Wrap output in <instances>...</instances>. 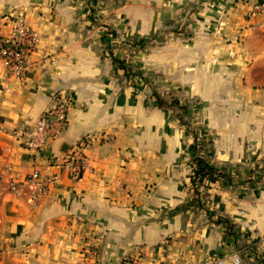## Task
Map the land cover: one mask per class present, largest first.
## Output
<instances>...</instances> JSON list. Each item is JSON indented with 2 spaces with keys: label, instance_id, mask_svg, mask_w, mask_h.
<instances>
[{
  "label": "crops",
  "instance_id": "1",
  "mask_svg": "<svg viewBox=\"0 0 264 264\" xmlns=\"http://www.w3.org/2000/svg\"><path fill=\"white\" fill-rule=\"evenodd\" d=\"M251 1L0 0V34L19 16L39 36L25 74L0 61V264H185L228 253L223 224L182 209L193 196L194 136L151 86L196 100L188 119L200 154L232 179L205 204L264 250V174L241 184L264 163V15L250 13ZM59 90L73 95L68 126L28 149L11 131L33 128ZM84 139L82 180L64 170L41 197L10 189L35 169L54 172L50 159Z\"/></svg>",
  "mask_w": 264,
  "mask_h": 264
},
{
  "label": "built area",
  "instance_id": "2",
  "mask_svg": "<svg viewBox=\"0 0 264 264\" xmlns=\"http://www.w3.org/2000/svg\"><path fill=\"white\" fill-rule=\"evenodd\" d=\"M250 13L264 15V0H252ZM39 43L38 33L24 19L15 16L11 31L0 34V61L4 62L9 72L23 75L29 69L28 56ZM73 95L59 90L52 97L50 105L42 112L33 128L15 127L11 132L21 143L32 150L42 149L49 141L57 138L69 124V110L73 104ZM87 139L79 142L66 152L50 159L54 172L46 173L35 169L24 182L13 181L10 189L17 191L21 184L27 186L33 196L41 197L58 180V172L69 171L75 181L84 177L89 167V158L84 153Z\"/></svg>",
  "mask_w": 264,
  "mask_h": 264
},
{
  "label": "rangeland",
  "instance_id": "3",
  "mask_svg": "<svg viewBox=\"0 0 264 264\" xmlns=\"http://www.w3.org/2000/svg\"><path fill=\"white\" fill-rule=\"evenodd\" d=\"M92 13H95L94 10H92ZM173 31L175 32V34H183V35H188L190 33V31L188 29L185 28V25H181V26H177L175 25L174 28H172ZM167 32H162L161 34H156L152 40V42H155L154 47H156V45H159V43H161L162 39L164 38V36L166 35ZM150 41V40H149ZM136 42L138 44H140L141 39L136 40ZM157 42V44H156ZM105 43L107 46H109V41L108 39L105 40ZM130 46V44L125 45ZM152 46V45H149ZM129 53H131V51H129ZM114 62H115V57H114ZM118 67H120L118 65ZM121 68V74H123V76H126L127 78L129 77H136V76H140L142 74V72L140 71H136V69H134L135 67L130 66V65H126L125 67H120ZM145 70V69H144ZM140 74H139V73ZM141 77H143V83H145V85L148 86L150 85V81L147 80L148 76H145V74H142ZM151 97L154 98L156 100V97L154 95V92H157L158 94H160L161 96H164L165 98H178L180 100L181 103H188L191 107L192 104H194L196 102V100L189 98V97H185V96H180L179 93L177 92H173V91H169L168 93H164L163 91H160L159 88H156L155 86H151V89L149 88ZM157 103V100H156ZM170 109H172L171 111L174 113L176 112V117L177 119L180 121V111L178 110V108L175 107H168ZM189 113V112H188ZM188 113H185L184 117L188 116ZM181 122V121H180ZM188 130L193 134L194 131V127L193 124L191 123V121L188 119ZM194 136V134H193ZM194 145V144H193ZM205 148V147H204ZM200 149L199 153H201L203 151V149ZM198 152V150H197ZM196 155V150L194 149V146L192 148V161L194 163V156ZM254 166V165H253ZM222 169H224L225 171H227V169L223 166H218ZM254 174H256L254 176V174H252V176L248 179H245L244 181H242L241 184L243 183H248V182H252V183H256L259 180H261V176L264 174V163H262V166H257L255 169H253ZM225 182H230V181H225ZM206 184L208 185L209 182L206 181ZM151 188H145V191L149 192ZM214 191V190H213ZM212 188L209 189L208 191V196H210V193L213 192ZM202 202H206V198L202 197ZM183 208H187V209H191V210H203L207 213V215L209 216V219L214 222V223H220L223 224L225 226V233L228 239H233L234 241H232V243L230 244L231 246L228 249V253L224 255V253H222L223 255L218 256V258L214 259V260H198L196 259H189L185 261V264H221L222 262H230L233 264H264V250L262 249L263 245L260 246V243H258V240L254 239L253 237V232L252 235L251 233L249 235H246V233L244 231H242L243 229L240 228L238 225H235L233 222L229 221V219H227V217L221 216L219 214L215 215L213 214V212L211 213V207L207 206V204H183L182 209ZM222 218L221 222H218L217 220ZM242 229V230H240ZM247 231V230H246ZM250 232V231H249ZM252 237V238H251ZM261 247V248H260ZM227 249H225L226 251Z\"/></svg>",
  "mask_w": 264,
  "mask_h": 264
},
{
  "label": "trees",
  "instance_id": "4",
  "mask_svg": "<svg viewBox=\"0 0 264 264\" xmlns=\"http://www.w3.org/2000/svg\"><path fill=\"white\" fill-rule=\"evenodd\" d=\"M249 39V38H248ZM261 41L264 45V36L261 37ZM264 48V47H263ZM262 49V48H261ZM260 50V49H259ZM259 50H256L255 48H250V53L255 51V54H258ZM253 55V56H254ZM262 61L264 62V58H262ZM115 62L118 63L120 67H125L124 60L121 58H115ZM154 95L157 100V105L159 107H175L178 108L180 111V121L182 125H188V116L184 117L185 113H188L190 110V105L188 103L184 104L181 103L178 98H165L164 96H161L157 92H154ZM188 127V126H187ZM194 134V149L196 150V155L194 156V172L191 176V190H192V199L188 201L186 204H205V202H202V197L207 198L208 197V191L213 187V185L217 182H225V181H232L231 176L228 171H225L224 169L212 165L209 160L203 155L200 154V149L204 148L205 142H203L199 136L196 128H194L193 131ZM198 150V152H197ZM206 181L209 182V184H206ZM222 218L218 219V222H221Z\"/></svg>",
  "mask_w": 264,
  "mask_h": 264
},
{
  "label": "bare ground",
  "instance_id": "5",
  "mask_svg": "<svg viewBox=\"0 0 264 264\" xmlns=\"http://www.w3.org/2000/svg\"><path fill=\"white\" fill-rule=\"evenodd\" d=\"M221 264H233V263H230V262H222Z\"/></svg>",
  "mask_w": 264,
  "mask_h": 264
}]
</instances>
